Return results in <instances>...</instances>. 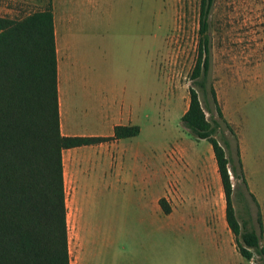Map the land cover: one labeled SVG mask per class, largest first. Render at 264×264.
I'll use <instances>...</instances> for the list:
<instances>
[{"label":"rangeland","instance_id":"374dc122","mask_svg":"<svg viewBox=\"0 0 264 264\" xmlns=\"http://www.w3.org/2000/svg\"><path fill=\"white\" fill-rule=\"evenodd\" d=\"M97 1L96 21L91 28L87 22L83 29L92 32L99 48L95 51L96 74L118 100L125 97L133 104L141 103L136 125L141 129V148L149 165L146 173L136 169L132 183L124 180L117 191H104L99 179L82 184L85 221L92 227L85 233L83 264H256L258 255L246 260L228 243L213 240L201 225L178 228L168 222L152 199L153 193L163 192L166 205L175 211L180 201L171 195L177 188V175L181 172L188 177L192 172L195 176L210 152L211 144L197 139L182 121L191 86L203 99L191 76L198 59L200 0ZM45 4L46 0H0V15L22 18ZM209 34L207 85L216 89L234 134L238 139L246 136L252 167L257 162V63L264 62V0H215ZM222 129L235 155L236 136L225 123ZM221 136V132L217 134L222 142ZM179 148L182 150L176 154ZM230 173L237 215L241 221L252 217L258 227L256 204L243 182H236ZM221 186L224 221L235 245ZM239 191L245 194L244 199ZM66 205L71 264H79L76 209L67 192ZM215 208L219 211L217 203ZM189 212L201 215L194 204ZM108 234L114 238L109 245L105 242Z\"/></svg>","mask_w":264,"mask_h":264},{"label":"trees","instance_id":"16d2710c","mask_svg":"<svg viewBox=\"0 0 264 264\" xmlns=\"http://www.w3.org/2000/svg\"><path fill=\"white\" fill-rule=\"evenodd\" d=\"M214 2L200 0L198 59L191 75L203 99L191 86L182 121L197 139L207 140L213 148L225 193L226 219L238 252L248 261L258 255L256 264H264L263 221L248 189L239 139L224 115L216 89L207 85ZM43 6L22 18L0 15V264H71L63 151L110 139L62 134L53 0H46ZM222 123L236 136L235 155ZM220 132L222 142L217 138ZM139 133L137 125H118L113 138ZM230 170L257 206L258 227L252 217L241 221L237 215ZM238 194L244 199L242 191ZM165 202L160 199L168 214L171 210Z\"/></svg>","mask_w":264,"mask_h":264},{"label":"crops","instance_id":"0c3cea01","mask_svg":"<svg viewBox=\"0 0 264 264\" xmlns=\"http://www.w3.org/2000/svg\"><path fill=\"white\" fill-rule=\"evenodd\" d=\"M97 2L99 1L53 0L61 132L65 136L110 138L63 151L65 191L67 194L70 193L76 209L79 264L84 263L85 233L92 231V227L85 221L83 207L85 193L82 192L84 190L82 184L99 179L104 183V191L111 189L117 191L124 180L132 183L136 169L146 173L149 165L147 155L141 148V129L136 136L113 138L116 126L136 125L141 103L133 104L125 97L118 100L110 93L108 83H104L96 74L95 51L97 53L99 48L94 42L92 32L83 29L87 22L91 28V24L96 21ZM239 146L248 189L257 200L264 227V62L257 63V162L252 167L249 163L246 136H240ZM181 150L177 149L176 154ZM209 150L204 166L198 169L195 176L191 172L185 177L181 172L177 175L175 171L178 182L171 196L180 201L175 211L168 214L163 211L160 205L163 192L153 193L152 199L158 210L167 217L168 222H174L178 228L201 225L213 240L220 239L238 252L236 244H231V235L225 225L221 176L217 161H214L212 146ZM187 167L190 169V165ZM148 192L150 193V189ZM192 203L201 213L198 217L189 212ZM216 203L220 207L219 211L215 208ZM113 240V236L106 235L107 245ZM261 242L264 246V231ZM71 243L69 236L70 253Z\"/></svg>","mask_w":264,"mask_h":264},{"label":"water","instance_id":"95a60500","mask_svg":"<svg viewBox=\"0 0 264 264\" xmlns=\"http://www.w3.org/2000/svg\"><path fill=\"white\" fill-rule=\"evenodd\" d=\"M230 172H231V170H230Z\"/></svg>","mask_w":264,"mask_h":264}]
</instances>
